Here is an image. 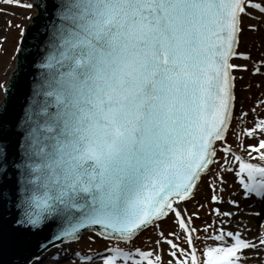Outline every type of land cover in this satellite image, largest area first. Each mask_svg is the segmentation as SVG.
<instances>
[{"label": "water", "instance_id": "water-1", "mask_svg": "<svg viewBox=\"0 0 264 264\" xmlns=\"http://www.w3.org/2000/svg\"><path fill=\"white\" fill-rule=\"evenodd\" d=\"M243 0H35L0 103V264L188 195L229 121Z\"/></svg>", "mask_w": 264, "mask_h": 264}, {"label": "rangeland", "instance_id": "rangeland-1", "mask_svg": "<svg viewBox=\"0 0 264 264\" xmlns=\"http://www.w3.org/2000/svg\"><path fill=\"white\" fill-rule=\"evenodd\" d=\"M255 1H262L264 4V0ZM250 2L252 0H248V4ZM250 9L251 7L248 8V11ZM34 13L35 9L32 6V0H0V97L2 95L3 84L7 81L9 73L15 65L19 37L24 26ZM244 18L245 20L241 26L242 33L239 53L246 51L254 52L257 59H263L258 47L264 35L261 25L264 23V20L258 22L256 16L251 17L247 13H244ZM249 25L256 26V29H250ZM263 69L264 67L259 68V71L262 72ZM253 73L255 75L258 74L252 68L236 73V83L238 86V97L236 100L237 114L234 117V124L230 130L228 142L237 145L244 152L248 150V147L244 146L246 143H261L259 146L261 151L257 155H251V158L259 164L264 162V103L261 102L264 99V86L261 85L264 82V78L251 75ZM246 114L249 116L247 122L243 119V116ZM246 132L251 133V135L246 134ZM222 148H225L224 144ZM237 173L238 163L236 158L221 149L216 165L212 166L210 175L203 177L196 191L195 198L181 203V208L185 215L186 209L189 216H192L194 212L199 214L198 218H193L196 228H203L202 231L196 232L197 238L192 235H186V239H184V234L178 228L174 216L170 215L157 226H153L145 231L140 237L126 243L124 248L134 250L148 249L152 251V257L145 264H221L217 259L219 252L213 251L217 238L221 235V229H219L221 215L230 211L231 213L233 212V215L236 214L240 220L243 218L239 214L249 217L245 209L231 207L228 203L220 201V195L225 191H228L229 198H235V193L238 191L236 183ZM214 193L219 197L216 198ZM212 197H214L213 202L211 201ZM248 222L249 218L246 223ZM207 223H211L214 228L206 227ZM248 227L245 226V228L249 229ZM91 235L92 232H86L79 240L62 244L48 251L45 259H49L40 264H57L53 256H59L62 250L67 251V260H69L65 261V264H88L81 263L75 257V252L84 251L87 253L85 250L90 248L89 245L92 243L90 239ZM93 242L98 246V243L101 241L95 237ZM169 242L174 243L173 248L169 246ZM198 242L200 243L199 249L201 250H197L196 248V243ZM104 245L107 244L99 245V247H103ZM261 260L263 259H246L239 264H250L251 262H260ZM89 264L98 263L92 262ZM223 264L235 263L226 261Z\"/></svg>", "mask_w": 264, "mask_h": 264}, {"label": "bare ground", "instance_id": "bare-ground-1", "mask_svg": "<svg viewBox=\"0 0 264 264\" xmlns=\"http://www.w3.org/2000/svg\"><path fill=\"white\" fill-rule=\"evenodd\" d=\"M233 63L236 66L238 65L237 63L235 64V59H234ZM251 200H252V198L249 196L248 192L243 190L239 194L238 205L239 206H247L251 202ZM262 207H264V205ZM222 225L224 226L222 229V232L224 233L227 231L231 237V240H230L231 245H233L235 243V241H239V245L246 244V243L249 244V248H246V249L259 248L257 246V244L259 243V241L261 239L259 232H258V235L255 236V234L253 235L252 232L243 229L245 227V225L242 223H239L237 221V218L236 219H234V217H233V219L232 218H226L225 222ZM259 231H260V229H259ZM242 233H245V234H242ZM227 245H228V243H227ZM235 248L236 247H231V248L227 249L226 252L229 250H230V252L228 255H226V257H228V256H234L235 257L236 256V252L234 250ZM248 252H249V250H246V251H243L242 253L246 254ZM263 253H264V251L261 250L260 252H258L257 256L264 257V255H262ZM224 254H222V255H224ZM61 257H62V260H66V258H65L66 255H63ZM58 264H65V263L60 261ZM260 264H264V262L260 263Z\"/></svg>", "mask_w": 264, "mask_h": 264}]
</instances>
